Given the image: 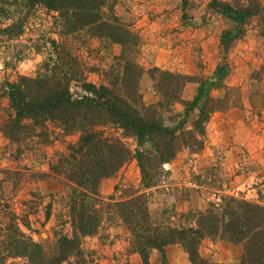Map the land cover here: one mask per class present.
<instances>
[{
	"label": "rangeland",
	"instance_id": "rangeland-1",
	"mask_svg": "<svg viewBox=\"0 0 264 264\" xmlns=\"http://www.w3.org/2000/svg\"><path fill=\"white\" fill-rule=\"evenodd\" d=\"M208 3L209 0H112L109 8L99 9L103 19L112 15L138 36L135 60L142 74L137 91L144 105L162 101L163 105L155 110L160 112L163 123L171 124L168 116L180 113L183 106L162 100L154 86L158 80L165 83V79L156 69L188 77L180 89L182 100H191L203 82L202 99L205 95L221 97L225 86H230L233 89L228 97L236 104L212 112L204 124L201 149L180 145L175 155L161 165L155 185L140 187L139 169L132 158L113 175L100 179L95 206L101 222L96 233L82 237L79 243L88 263L143 264L139 254L130 250L127 231L110 217L107 206L131 192H144L147 209L155 220L175 227L193 225L189 214L219 201L220 195L264 204V37L260 34L264 22L255 16L242 20L223 16ZM258 3L264 5V0ZM16 8L5 7L8 14L0 16V27L1 23L17 19ZM19 13V35L0 34V123L10 111L4 83L15 81L19 75H34L47 56L54 59L63 53L69 67L77 68L85 81L94 85L114 81L122 66L114 59L120 53V44L103 35H91L86 28L67 31L59 12L42 4L22 8ZM146 21L153 22L152 26L157 22L163 33L155 35L153 30H144ZM223 34L226 36L221 40ZM159 36L171 46H157ZM70 58L76 62H69ZM219 61L225 71L216 85L213 71ZM69 91L74 97L86 93L74 81L69 83ZM196 113L189 112L186 129ZM46 126L50 130L46 143L36 136L15 143L0 133V170L4 171H0V228L6 220L5 212L12 211L20 230L40 245L47 260L57 254L54 233L70 232L69 187L61 179L42 174L48 173V163L65 152V144L75 141L77 134L61 135L51 122ZM102 129L106 136H118L133 153L134 138L123 136L121 129L108 124ZM198 253L212 264H240L242 247L218 237H204ZM163 254L150 249L147 264H191L176 243L165 245ZM17 261L18 258H9L4 264Z\"/></svg>",
	"mask_w": 264,
	"mask_h": 264
},
{
	"label": "trees",
	"instance_id": "trees-1",
	"mask_svg": "<svg viewBox=\"0 0 264 264\" xmlns=\"http://www.w3.org/2000/svg\"><path fill=\"white\" fill-rule=\"evenodd\" d=\"M111 3L112 0H0L1 17L8 14L6 6L18 7L19 20V10L35 4L58 11L67 31L86 28L91 35H103L120 44V53L114 59L120 66L122 63L113 82L94 85L85 81L77 68L69 67L68 59L59 53L54 59L50 56L44 58L34 75H19L15 81L4 83L10 111L0 123V133L8 141L18 143L36 136L42 143L49 142L48 122L57 126L61 135L76 133L77 138L65 144V152L49 162L48 173L42 174L61 179L69 187L70 232L54 233L57 254L44 259L40 245L24 235L17 216L6 211L5 223L0 228V264L9 258H18L16 264H96L85 260L79 243L82 237L96 233L101 222V214L95 206L100 179L113 175L132 158L139 169L140 187L155 185L161 174V165L175 155L180 145L201 149L204 124L210 114L236 104L228 97V92L233 89L230 86H225L221 97L205 95L202 99L203 82L191 100H182L180 89L188 77L156 69L159 77L165 79V83L158 80L154 86L162 100L170 105L179 102L183 106L180 113L168 116L171 124L163 123L160 112L155 110L163 105L162 101L144 105L137 91L142 74V68L135 60L138 36L114 16L109 15L107 19L101 16L99 9L109 8ZM208 6L233 19L255 16L264 22V5L258 0H209ZM17 19L1 23L0 34L7 37L19 35L21 21ZM260 34L264 37V28ZM70 61L76 62L74 58ZM223 66L222 61L215 65L213 80H217L216 85L224 75ZM71 81L86 93L72 96L69 91ZM191 110L197 113L188 122L190 128L186 129L184 126ZM106 124L121 129L123 136L130 135L135 139L133 153L118 136L103 134L102 126ZM145 143L148 146H144ZM107 206L110 217L117 219L127 231L130 250L139 254L143 264H147L150 249L162 256L165 245L172 243L182 248L191 264H212L198 253V245L204 237H218L230 244L241 245L240 264H264V204L220 195L219 201L189 214L193 225L187 227L161 224L155 220L147 209L142 191L112 200Z\"/></svg>",
	"mask_w": 264,
	"mask_h": 264
},
{
	"label": "crops",
	"instance_id": "crops-1",
	"mask_svg": "<svg viewBox=\"0 0 264 264\" xmlns=\"http://www.w3.org/2000/svg\"><path fill=\"white\" fill-rule=\"evenodd\" d=\"M149 21V20H148ZM146 21L145 22V27H144V30L145 29H150V30H153V33L155 35H161L163 33V31H161L162 29H160V27L158 26L157 22L154 23V26H152V23L153 22H148ZM159 40L157 41V46H161V47H165V48H168L170 47L171 45L167 42H165L164 38L163 37H158ZM146 47H147V44H144ZM173 45V44H172Z\"/></svg>",
	"mask_w": 264,
	"mask_h": 264
}]
</instances>
